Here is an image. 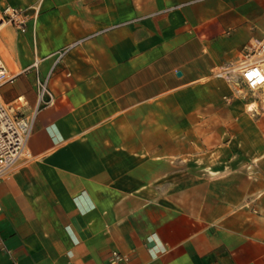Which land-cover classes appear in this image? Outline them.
Returning <instances> with one entry per match:
<instances>
[{
  "label": "crops",
  "instance_id": "1",
  "mask_svg": "<svg viewBox=\"0 0 264 264\" xmlns=\"http://www.w3.org/2000/svg\"><path fill=\"white\" fill-rule=\"evenodd\" d=\"M7 7L28 21L0 28V97L36 117L0 180V264H264V95L213 75L263 38L264 0Z\"/></svg>",
  "mask_w": 264,
  "mask_h": 264
},
{
  "label": "built area",
  "instance_id": "2",
  "mask_svg": "<svg viewBox=\"0 0 264 264\" xmlns=\"http://www.w3.org/2000/svg\"><path fill=\"white\" fill-rule=\"evenodd\" d=\"M28 17L24 10L7 7L0 12V28L10 25L24 33ZM75 44L58 53L61 59ZM35 63L33 67L36 68ZM213 75L232 84L238 93L247 91L251 95H264V36L261 40H253L247 47L244 60L237 65H229L215 71ZM17 75L11 73L0 60V89L14 83ZM47 99V100H45ZM39 105H50L53 98L47 89V80L38 83ZM255 114L254 109L247 108ZM36 112L24 116L2 101L0 97V180L21 160L29 158L28 141L34 130Z\"/></svg>",
  "mask_w": 264,
  "mask_h": 264
},
{
  "label": "rangeland",
  "instance_id": "3",
  "mask_svg": "<svg viewBox=\"0 0 264 264\" xmlns=\"http://www.w3.org/2000/svg\"><path fill=\"white\" fill-rule=\"evenodd\" d=\"M2 49H0V52H1ZM5 58V57H4Z\"/></svg>",
  "mask_w": 264,
  "mask_h": 264
},
{
  "label": "water",
  "instance_id": "4",
  "mask_svg": "<svg viewBox=\"0 0 264 264\" xmlns=\"http://www.w3.org/2000/svg\"><path fill=\"white\" fill-rule=\"evenodd\" d=\"M179 75V74H178Z\"/></svg>",
  "mask_w": 264,
  "mask_h": 264
}]
</instances>
